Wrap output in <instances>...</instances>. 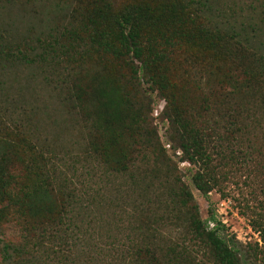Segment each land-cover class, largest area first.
<instances>
[{
	"label": "trees",
	"instance_id": "obj_1",
	"mask_svg": "<svg viewBox=\"0 0 264 264\" xmlns=\"http://www.w3.org/2000/svg\"><path fill=\"white\" fill-rule=\"evenodd\" d=\"M101 9L95 8L91 13L79 11L73 15L78 17L71 18L68 25L63 24L57 30L49 28L40 34H35L33 28L28 29L32 30L30 33H19L12 21H0V160L8 158L7 145H15L13 156L20 162L15 171L0 175L3 200L0 264H173L172 259L188 258L195 251L185 242L161 248L157 245L166 226L180 218V209L189 204L191 193L177 174H172L173 178L169 176L171 158L165 155L157 136H149L154 131L143 129L140 134L141 127L133 126L135 121H130L128 126L135 142L152 138L160 145L150 149L152 154L138 149L139 163L151 159L157 165L162 156L167 160L163 175L148 177L146 172L138 170L143 168L139 163L130 166L132 159L126 157V151L113 156L108 139L100 144L90 141L86 148L53 146L51 135L42 124L31 122L32 106L9 90L12 86L7 73L20 67L42 70L39 75L47 84L52 75L58 74V83L52 88L62 89L60 84L63 87V82L69 80L66 76L75 71V65L81 69V62L100 54L129 65L133 75L140 71H151L154 75L158 68L151 63L167 61L168 52L185 34L172 26H155L151 21L138 18L140 13L136 8L118 13L108 21ZM262 28L260 26L261 32ZM234 36L246 45L249 42L240 32H235ZM246 56L252 57L256 66L247 67L241 81L233 78L231 92L237 95L250 85L255 75H264V41L256 50L246 52ZM79 87L75 81L66 83L67 95L63 98L72 105L83 104L85 108ZM252 95L249 91L235 103L239 116L246 113L251 118L248 124L222 115L215 126L210 125L203 111L225 112L221 107H210L206 100L200 104L202 113H198L197 118L179 114L171 119L182 151L190 162L198 163L191 180L204 198L213 186L222 193L217 187L213 153L219 159L229 157L238 169L245 166L242 163L262 153L256 145L257 135L250 130L262 126L264 104ZM121 116L123 119L124 114ZM28 127L31 130H27ZM117 134L114 142L123 138V132L117 131ZM9 136H15L16 142ZM246 169H249L247 165ZM8 210L21 226L17 242L1 237ZM208 215L207 220L201 221L195 212V239L214 251L216 264H246L241 248L220 231L221 223L212 209ZM253 227L264 232L260 222H253ZM255 249L253 256L257 258L262 250L258 246ZM170 252L173 255L165 261H156L160 254H165L161 255L164 259Z\"/></svg>",
	"mask_w": 264,
	"mask_h": 264
},
{
	"label": "rangeland",
	"instance_id": "obj_2",
	"mask_svg": "<svg viewBox=\"0 0 264 264\" xmlns=\"http://www.w3.org/2000/svg\"><path fill=\"white\" fill-rule=\"evenodd\" d=\"M98 7L102 8L107 21L118 13L136 8L140 13L138 18L151 21L155 26H172L186 35L168 52L167 61L161 59L156 60V64L151 63L158 68L154 75L151 71H140L133 75L129 65L100 54L81 62V69L75 65L76 72L66 76L69 80L63 82V87L60 84L62 89L52 88L58 83V74L52 75L47 84L39 75L42 70L20 67L7 73L6 78L12 86L9 90L18 94L19 100L32 106L31 122L42 124L51 135L53 146L63 144L65 148H86L90 141L100 144L108 139L113 156L126 151V157L132 159L130 166H134L140 162L138 149L152 154L150 149L160 145L152 138L135 142L128 129L130 121H135L133 126L141 127L138 129L140 134L143 129L154 131L149 136L155 134L165 155L171 158L169 176L177 174L191 193L189 204L180 209V218L166 226L163 236L158 237L157 245L161 248L166 244L176 246L185 242L195 251L188 258L172 259L171 263L216 264L214 251L195 239L193 223L195 212L201 221H205L212 209L221 223L220 231L230 236L241 248L242 255L246 256V264H264V232L260 233L253 227V222H260L264 226L263 117L262 126L250 130L257 135L256 145L262 153L242 163L249 169L244 170L245 166L238 169V165L229 157L219 159L213 153L217 187L222 193L213 186L207 198L191 180V173L198 168V163L188 160L180 146L179 136H174L171 124V119L179 114L197 118L198 113H202L199 106L203 100L208 101L210 107L218 106L225 112L203 111V117L213 126L222 115L241 119L248 124L251 118L246 113L239 116L235 103L249 91H252L253 98L264 104V75L251 78L250 85L240 91L246 90L243 96L231 92L233 78L241 81L244 70L256 66L254 59L247 57L246 52L256 50L264 41V0H0V21H12V26L18 28L19 33H30L32 30L28 29L33 28L35 34H40L49 28L57 30L63 24L68 25L71 18L78 17L73 15L79 11L91 13ZM260 26H263L262 32ZM235 32L246 35L248 44L238 41ZM141 38L144 39V35ZM72 81L80 86L85 108H82L83 104L72 105L67 98H63L67 95L65 84L69 85ZM117 131L123 132V138L114 142ZM9 138L16 142L15 136ZM16 149L15 145H7L8 158L0 160V175L20 167V162L13 156ZM166 161L162 156L156 165L150 159L147 163H139L143 168L138 170L140 173L146 172L148 177L163 175L167 169ZM2 204L0 198V206ZM12 216L8 210V221L2 224L1 237L17 242L21 226L15 223ZM19 224L24 225V222ZM211 225L208 224L209 228ZM257 246L262 252L256 258L253 254ZM197 252L200 254L196 255ZM153 255L157 256L158 253ZM161 255L165 254H160L156 261H165L173 253L167 254L164 259Z\"/></svg>",
	"mask_w": 264,
	"mask_h": 264
}]
</instances>
